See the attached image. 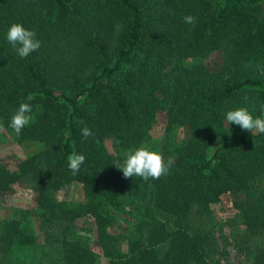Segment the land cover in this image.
<instances>
[{
  "label": "trees",
  "instance_id": "1",
  "mask_svg": "<svg viewBox=\"0 0 264 264\" xmlns=\"http://www.w3.org/2000/svg\"><path fill=\"white\" fill-rule=\"evenodd\" d=\"M238 107L264 118V0H0V264H264V134ZM142 146L169 174L123 177Z\"/></svg>",
  "mask_w": 264,
  "mask_h": 264
},
{
  "label": "clouds",
  "instance_id": "2",
  "mask_svg": "<svg viewBox=\"0 0 264 264\" xmlns=\"http://www.w3.org/2000/svg\"><path fill=\"white\" fill-rule=\"evenodd\" d=\"M183 21L186 24H196V17L193 15H185ZM7 42L12 46L15 52L21 58H27L33 52L41 47V41L36 38V33L33 30L26 29L20 23H12L6 33ZM33 96H28L27 100H33ZM247 102L248 97H243ZM32 105L28 102H21L17 111L12 115L9 127L14 131L16 136H20L22 130L29 126L34 121L32 115ZM228 125L235 124L244 131L250 133L264 134V118L253 117L246 107H238L233 110H228L225 113ZM3 125H0L2 128ZM82 137L95 138V133L87 126L81 129ZM219 139V137H218ZM67 167L70 173L75 176L79 174L81 166L85 163V156L79 153H72L67 157ZM116 168L122 171L124 178L138 177L144 181L158 180L162 176L169 174L173 165V160L165 158L162 153L154 150H149L146 147H139L130 152L123 163H114Z\"/></svg>",
  "mask_w": 264,
  "mask_h": 264
},
{
  "label": "rangeland",
  "instance_id": "3",
  "mask_svg": "<svg viewBox=\"0 0 264 264\" xmlns=\"http://www.w3.org/2000/svg\"><path fill=\"white\" fill-rule=\"evenodd\" d=\"M1 147V144H0ZM59 196V195H58ZM66 200H70V201H76L79 200L81 198V190H80V186L77 184H71V186L67 189V192L65 191L64 196H63ZM225 202H220V203H214L213 204V208L217 211H223L225 212Z\"/></svg>",
  "mask_w": 264,
  "mask_h": 264
}]
</instances>
